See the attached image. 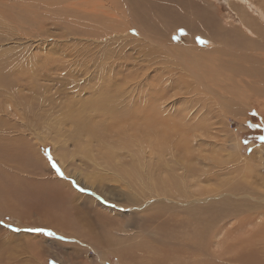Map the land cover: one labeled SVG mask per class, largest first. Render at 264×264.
Returning a JSON list of instances; mask_svg holds the SVG:
<instances>
[{
	"label": "rangeland",
	"instance_id": "374dc122",
	"mask_svg": "<svg viewBox=\"0 0 264 264\" xmlns=\"http://www.w3.org/2000/svg\"><path fill=\"white\" fill-rule=\"evenodd\" d=\"M75 1L80 10L89 9L86 3L95 5L99 11H107L117 4L119 13L124 14L115 13L119 22L100 15L96 18L87 11L82 12L84 17L77 10H67V5ZM229 1L233 0H212L219 9L221 24L225 26L238 24L236 15L229 10ZM55 2L56 6L52 5L48 11L53 9L56 21L44 23V27L38 15L23 11L28 0H0V58L6 55L24 65L30 58L46 60L48 69L46 65L39 66L46 68L52 81H48L45 75L38 85L55 86L48 93H37L33 83L18 72L14 79L11 77L13 89L0 87V107L3 108H0V264H157L158 260L159 264H264V200L258 202L245 196L248 193L239 186L249 185L259 193L264 192V84H261L263 90L252 92L246 104L242 103L245 106L234 109L229 105L226 107L225 102L216 100L212 92L197 84L187 65L205 75L208 71L200 72V58H193V53L187 54L179 43L170 45L171 41H179L184 31L170 23L165 12L169 7L180 12L184 8L182 1ZM43 3L48 2L38 0L36 5L41 15L46 13L43 12ZM261 3L264 8V0ZM250 5L261 16L262 10ZM133 9H138L142 15L140 20L152 24L150 29L155 32V36L151 32L154 38L158 32L165 33L163 39L171 46L170 52L157 44L135 38L134 27L116 34L115 30H126V22L122 21L126 19L127 10ZM72 18L76 20L74 24L69 21ZM193 25V32L187 35L192 49H204L207 45L214 50L221 48L204 38L196 22ZM99 28L104 30L100 32V40L94 34ZM261 51L264 61V50ZM205 55L212 58L215 53L208 50ZM52 61L57 64L54 65L56 68L51 65ZM184 61L188 62L187 65ZM110 62L118 67L125 63L134 66L124 73L113 72ZM203 62L212 66L206 58ZM147 65L152 67L151 70L140 77L135 75L128 92H124L118 101L123 113L140 119L138 112L141 111L135 107L134 100L142 96L141 91L147 94L151 84L152 90L158 92L156 94L167 92L165 104L154 108L152 120V124L166 123L148 128L169 131L167 139L161 143L166 156L159 158L155 153L153 159L146 158L143 163H149L150 167L141 169L146 174L150 172L152 181L142 176L146 180L138 178L139 185L133 183L128 187L123 174L114 176V171L129 170L133 158L127 151H122L123 148H116L113 156L102 154L101 143L95 135H101L105 127L100 126L98 118L88 122L94 131L87 144L74 138L78 132L72 131L83 122L82 117L71 122L67 120L64 130L59 127L58 120L65 119L66 108H62L71 101L85 99L83 103L73 104L76 111L87 115V106L92 101L85 86L88 80L98 82L102 77L113 78L118 85L112 89L114 96L129 74L141 72ZM224 73L233 75L226 70ZM165 87L167 89L162 90ZM54 95L56 106L39 107L42 97L53 98ZM245 95L247 93L241 96ZM47 101L43 100L44 103ZM104 136L108 141V135L104 133ZM47 154L55 164H51ZM113 160V164H107ZM120 160L126 163L119 164ZM236 186H239L240 195L231 193ZM136 198L140 201L133 200ZM256 203H262L263 207L252 209ZM35 228L44 231L31 230ZM48 232L54 235H48ZM197 241L201 242L199 249Z\"/></svg>",
	"mask_w": 264,
	"mask_h": 264
},
{
	"label": "bare ground",
	"instance_id": "6f19581e",
	"mask_svg": "<svg viewBox=\"0 0 264 264\" xmlns=\"http://www.w3.org/2000/svg\"><path fill=\"white\" fill-rule=\"evenodd\" d=\"M37 1L38 0H28V3L26 5H24V7H23V11L28 12L30 14L32 13L33 15H38L39 21H40V23H42V26H44V27H46L44 23H47V22L50 23V21L51 22L56 21L55 20L56 13L55 14L52 13L53 9L50 12L48 11V9L52 7V5L56 6L55 0H46V2H48L50 4L43 3V6L45 8L44 9L42 8V9H43V12H46V13H44L42 15L39 13L38 8H36ZM171 1H173V0H171ZM179 1H182L183 4H184V8L180 12H175L172 9V7L171 8L169 7V9H166L165 13L168 16V19L170 20V23L175 24L177 26V28H181L182 31H184V35L182 36V38L179 41L177 40L175 43L173 41H171L170 45L174 46V44H176V43L178 44L179 43V44L182 45V48L186 51L187 54L188 53H193V55H191L193 58H196V57L200 58V60L202 61L201 64L198 63V65H200L202 67V70L200 69V72L201 71L202 72L208 71L205 75H203L202 73H199V71L196 72V70H194L195 68L193 69L192 67L188 66L187 65V63H188L187 61H184V64L186 63V65L188 67V70L190 72V75H192V77L194 76L196 78L197 84L198 83L201 84V86L204 87L205 90H207L208 92H212V96L215 97L216 100L222 101L223 103L225 102L226 103V107L229 105L230 109L231 108L234 109L237 106L238 107L239 106H245L242 103L245 102V104H246V99H250V97H251L250 94L252 92H254L256 90H263L261 88V84H264V61L262 60V51H261L262 49L264 50V24L262 23V20H261V19H263V22H264V8L262 6L261 0H233V1H229L228 2L229 3V10H231V12H233L236 15V18L238 19V24L237 25L232 23L230 26L229 25L225 26V25L221 24V21H220V19H221L220 17L221 16L219 14V9H218V7L215 6L216 3L214 4V2H212V0H179ZM250 4H253L255 7L260 8L262 10L261 16L256 14L255 9L253 7H251ZM86 5L89 6L88 10L87 9L80 10L79 9V5L75 1L74 4L72 3V4H68L67 5V10L68 9L74 10V11L77 10L79 13H82L83 11H87V12L95 15L96 18H98V15H100V16H103V17L109 19L110 21H114V20L117 21V18L120 19L119 17H117L115 15V13L119 14L120 16L124 14V13L123 14L119 13V11L117 9V4H114L111 7H109V10H107V11H99L95 7V5H92V4H89V3H86L85 6ZM166 8H168V7L166 6ZM127 12H128V14L126 16L125 21H122V22H126L124 24L125 25L124 28H126V30L124 31L123 28H122V30H119V31L115 30L116 34L117 33L119 34V33H122V32L123 33L127 32V28L134 27V30H135L134 32H135V35H136L135 38L137 37L138 39L139 38L142 39L144 41V43L157 44L158 46L163 47L165 51L166 50L167 51L171 50L170 49L171 46H168L169 43L166 42L165 39H163V37L165 36V33L163 34V32H158V34L156 33L157 34L156 38H154V36H155L154 33L155 32L153 33L152 29H150L152 24L148 23L149 19L147 20L148 22H146L145 20H142V19L140 20V17L142 15H140L138 13V9H136V10L133 9L132 11H128L127 10ZM156 13H158V11ZM82 15L84 17H86L83 13H82ZM147 18H149V17H147ZM138 19H139V22H136V20H138ZM69 21L72 22V24H74L76 22V20L74 18H72L71 20L69 19ZM117 22H119V21H117ZM122 22H120L121 25H123ZM194 22H196L199 25V28L202 30V35L204 36V38L206 40H208L210 43H212L211 45L217 44V45L221 46V48L218 47V50H214V49H212V46H208L207 45V47L203 46V47H205L207 49L204 48V49H200L199 50V47H197V49H192L190 47L192 45V43L190 44L189 39H187V35L192 30L191 27L194 26L193 25ZM166 24H167V22H166ZM226 24H228V23H226ZM22 25H24V24H22ZM175 25H174V27H176ZM129 29H131V28H129ZM193 30H194V28H193ZM197 30H195V31L197 32ZM94 31L97 32V33H94V34L99 39V37L101 35L100 32L104 31V30H102V28L101 29L99 28V29H95ZM195 31H194V33H195ZM151 32L154 34V36L152 35ZM191 32H193V31H191ZM92 34H93V32H92ZM169 34H171V33H169ZM166 36H167V34H166ZM160 37H162V38H160ZM89 38H91V36ZM123 38H124V36H123ZM127 39H128V34H127ZM93 40H95V39H93ZM110 40H112V39H110ZM117 41H119V40H117ZM96 47H97V45H96ZM140 48L143 49L144 46L140 47ZM98 49H99V47H98ZM134 49H137V48H134ZM85 50H87L86 47H85ZM208 50L213 52V53H215V56H213L212 58L211 57H206L205 54H206V52ZM134 51H136V50H133V52ZM181 51H183V50L181 49ZM181 51H180L179 54H181ZM128 53H129V51H128ZM137 53L141 54L142 52L141 51L140 52L137 51ZM168 54H170V53H168ZM127 55H129V54H127ZM2 56L3 55H1V57ZM3 57L4 58H0V87L5 86L7 88L13 89L14 88V82L11 80V77L14 79V77L17 75V73L20 72L23 76H26L33 83V89L34 90L37 89L38 90L37 93H44V92L48 93V92H50V91H52L54 89V87H55L54 85L53 86L50 85V87H48V88H46V86L40 85L41 83H39V85H38V82L41 81L40 78H42V76H45V75H46V77H47L46 79L48 81H52V78L50 76H47V75H50V74H47L48 71H46V68L43 69L42 67L39 66V65H43V66L46 65L47 69H48V65H47L46 60L44 61L43 59H39V58L37 59L36 57L34 59L33 58L31 59L29 57L30 59L27 60L26 64L24 65L23 62L16 63L15 61H13V59H10V58L8 59L6 57V55L3 56ZM43 57H45V56H43ZM178 57H180V56H178ZM204 58H206L211 63L212 66H209L207 64H203L205 62V61L203 62ZM263 58H264V56H263ZM94 60H97V58L96 59L94 58ZM127 60H129V59L127 58ZM129 61H131V59ZM145 61H148V60H145ZM53 62L54 61L51 62V65L53 67H55L54 65H57V64L53 63ZM110 63H111L110 69L113 72L115 70H118V71H121L123 73L126 72V70L129 69V67L132 65V63L131 64L130 63H125V64H122V65H120L118 67L113 62H110ZM150 63H151V61H149V64ZM247 63H249L250 66H248ZM87 65H88V63H87ZM152 65H153V63H152ZM133 66H134V64H133ZM133 66H131L130 68H133ZM191 66H192V64H191ZM82 68L87 69L84 66H82ZM150 68H152V67L150 65H147V66L142 67L141 72L135 71L134 73L129 74L128 75L129 78L127 77V79L125 80L124 84L121 85V86H123V88L121 89V86H120L119 89L114 94V96L112 95V89H113L114 86H118V85L116 84V82L114 81L113 78H105V79H103V77H102V78L99 79L98 82H93L91 80H88L85 86L88 87V90H89L90 95L92 97L91 98L92 101L89 102V104L87 106V115H83L79 111H76L74 109L75 104L78 103L79 101L78 102L74 101L75 104H73L74 102L71 101L72 103L69 102V103L65 104L64 107L61 104V106L63 107L62 110L64 108H66V112L64 113L65 119L64 120H58L59 121V127L62 130H64L67 127V125H68L67 120L69 122H71L73 119L80 120L81 117H82L84 119L83 122L77 124L74 128H72V131L78 132V135L76 137H74V138H77L78 140H80L83 143L87 144L88 141L90 140L91 132L94 131L92 125L90 123H88V122L94 121L95 119L98 118L100 126L105 127L104 132L101 135H95V138H97L100 141V143H101V152H102V154L103 155H107V156H113L115 154L116 148L117 149L123 148L122 151H127V153H129V155H130L129 157L133 158L132 161L129 162L130 163V169L129 170H127V171L115 170L114 171V176H117L118 174H123V180L125 181V183L127 184L126 186H128V187H131L130 185L133 184V183L134 184L137 183V185H139L137 179L138 178H143L142 176H146L147 178L151 179L149 174H148L150 172L148 171V173L146 174L145 172H142V169H141L142 167H144V169H148L150 167L149 163H147V162L143 163V161H145L146 158H149L150 160L153 159L155 153L159 154V156H160L159 158H162L161 156H163V155H164V158L166 156L165 155L166 151L162 148L161 143H163L165 141V139H167L166 135H167V133L169 131L165 130L164 128L163 129L159 128V130L158 129H152L151 130V129H148V128H150L151 126L164 125L166 123L164 121H161L158 124H152V120H153V117H154V108L155 107H160V105L165 104V101H166V98H167V94H166L167 92L166 91H164V92L161 91V93L158 95V94H156V93H158L157 91H153L152 90L151 84H149L150 88L147 91V94L144 91H141L140 94L142 96L138 97V98H136L134 100L135 107L141 111L140 113L138 112V115L140 116V119L132 117V116H129L127 113H123L124 109L121 108L122 107L121 103L118 101V99H121L122 94L124 92H126V93L128 92L127 90L129 88L131 82L134 80V76L137 75V77H140L141 75H146ZM225 70L232 72L233 75L232 76H226V73H224ZM40 72H41V75H40ZM169 73H172V72H169ZM178 73H181V72H178ZM221 73H222L223 77H221ZM215 74H216V77L214 76ZM172 75H174V74L172 73ZM250 78H253L254 81L251 80ZM43 79L44 78H42V80ZM151 82H152V80H151ZM216 87H219L220 89L216 90ZM84 89H86V88H84ZM166 89H167V87L162 88V90H166ZM56 90H57V88H56ZM244 93H247V95L242 97ZM58 95H60V94H58ZM62 95H64V93ZM45 97L46 98L42 97V99L40 97V99L42 101H40L41 103H39V107L56 106V102H57L56 100L57 99L55 98V95H54L53 98H50L51 95H50L49 98H47V96H45ZM208 97H207V99H208ZM215 98H213V99H215ZM45 99L48 100L46 103L43 102V100H45ZM79 99H82V97H79ZM84 101H85V99L80 100L79 103H83ZM250 107H251V105H250ZM0 108L3 109L2 107H0ZM36 108H38V107H36ZM121 113H123V114H121ZM4 115H6V113H4ZM110 121H112V123L109 124L108 122H110ZM138 125H141V126L138 127ZM104 133H106L108 135V136H106L108 141L105 140ZM168 136H169V134H168ZM168 139H169V137H168ZM185 154H187V153H185ZM86 155H87V151L84 152V156L85 157H86ZM155 156H157V155H155ZM156 158H158V157H156ZM185 159H184V161H185ZM124 161L120 160L119 164L126 163ZM165 161H167V160H165ZM178 161H179V159H178ZM114 162H115L114 160L113 161H109L107 164L111 165ZM127 162H128V160H127ZM169 162L170 161H168V163ZM181 162H183V161H181ZM156 165H157V163H156ZM164 166H165V164H164ZM158 168H159V166H157V169ZM166 168H168V167H166ZM184 169H189V168L184 166ZM152 170L153 169H151L150 171L153 173ZM194 170H195V168H194ZM158 171H159V169H158ZM175 171H176V169H175ZM181 171H183V170H181ZM132 172L138 173L137 176H135ZM196 172H197V170H196ZM198 172H200V171L198 170ZM169 174H172V173L170 172ZM193 174L196 175L195 173H193ZM159 178H161V177H159ZM143 179H145V177ZM172 179H174V178H172ZM164 180H167V179H164ZM185 180L186 179H184V181ZM150 181H152V179ZM146 184H147V182H146ZM153 184H154V182H153ZM153 184H151V185H153ZM158 185H160V184L158 183ZM85 186H91L93 189L95 188L94 185L85 184ZM143 186H146V185H143ZM171 186H172V183H171ZM239 186L244 187L245 192L248 193L245 196H249L250 198H252L253 200H256L258 202H262V200H264V192L263 193H259V191L256 188H254L252 186H249V185H239ZM239 186L234 187L232 189L231 193L234 194V195H240L241 193H239L240 191L238 189ZM182 189H183V187H182ZM190 189H191V187H190ZM186 191H188V190H186ZM207 191L205 193H207ZM163 193L166 194L167 192L164 191ZM180 193H181V191H180ZM200 193H201V191L199 192V194ZM122 194H125V193H122ZM153 194H154V192H153ZM144 195L146 196V194H144ZM201 195L203 196V194H201ZM196 197H198V196H196ZM212 197H214V196L212 195ZM157 198H158V195H157ZM160 199H162V197H160ZM215 199H217V198H215ZM120 200H121V198H120ZM133 200H136V201L139 200L140 201L139 198H136V199H133ZM183 200H185V199L183 198ZM210 200H212V199H210ZM189 201H191V200L189 199ZM189 203H191V202H189ZM147 204H148V202H147ZM157 204H158V202H157ZM147 206H149V205H147ZM256 206H259V208L263 207L262 203H258L257 205H252V207H253L252 209L255 210ZM183 207H184V205H183ZM178 210H180V209H178ZM10 236H12V235H10ZM200 240L201 239L199 238V241ZM163 241H165V240H163ZM194 241H196V240H194ZM197 243H198V245H197ZM197 243H196V246H197V249H199L200 248L199 246H200L201 242L197 241ZM166 249H167V247H166ZM123 250H125V249L123 248ZM171 250L173 251L174 248L171 249ZM171 250L169 252H172ZM176 250H178V249H176ZM105 252H106V249H105ZM102 256L104 257V255H102ZM168 256H170V254H168ZM172 256H174V255H172ZM179 256H181V255H179ZM136 257H139V256H136ZM147 257H149V256H147ZM173 258H175V257H173ZM170 259H172V258H170ZM177 259H179V258H177ZM136 260H137V258H136ZM150 261H152L151 258H150ZM158 261H157V264H159ZM171 261L173 262L174 260H171ZM175 264H177V262H175Z\"/></svg>",
	"mask_w": 264,
	"mask_h": 264
},
{
	"label": "snow or ice",
	"instance_id": "6c2138e0",
	"mask_svg": "<svg viewBox=\"0 0 264 264\" xmlns=\"http://www.w3.org/2000/svg\"><path fill=\"white\" fill-rule=\"evenodd\" d=\"M201 43H206V41L201 40ZM32 231H37V232H41L44 231V229H40V228H35V229H31ZM48 235H54V233L52 232H48Z\"/></svg>",
	"mask_w": 264,
	"mask_h": 264
},
{
	"label": "trees",
	"instance_id": "16d2710c",
	"mask_svg": "<svg viewBox=\"0 0 264 264\" xmlns=\"http://www.w3.org/2000/svg\"><path fill=\"white\" fill-rule=\"evenodd\" d=\"M47 156H48V159L51 160L50 162L52 165L56 163L48 154H47Z\"/></svg>",
	"mask_w": 264,
	"mask_h": 264
}]
</instances>
